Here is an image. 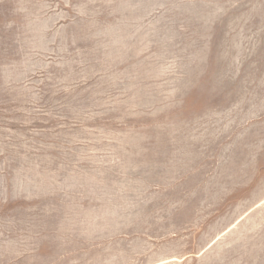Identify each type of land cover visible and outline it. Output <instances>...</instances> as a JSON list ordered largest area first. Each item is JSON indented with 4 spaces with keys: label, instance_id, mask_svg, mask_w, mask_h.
<instances>
[{
    "label": "rangeland",
    "instance_id": "1",
    "mask_svg": "<svg viewBox=\"0 0 264 264\" xmlns=\"http://www.w3.org/2000/svg\"><path fill=\"white\" fill-rule=\"evenodd\" d=\"M0 264H264V0H0Z\"/></svg>",
    "mask_w": 264,
    "mask_h": 264
}]
</instances>
